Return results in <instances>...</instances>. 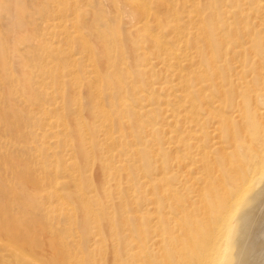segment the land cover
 Instances as JSON below:
<instances>
[{
  "label": "bare ground",
  "instance_id": "1",
  "mask_svg": "<svg viewBox=\"0 0 264 264\" xmlns=\"http://www.w3.org/2000/svg\"><path fill=\"white\" fill-rule=\"evenodd\" d=\"M108 1H112L114 5L118 4L117 0ZM196 1L118 0L129 8L131 14L129 15L136 18L133 28L129 29L132 43L128 47V52L132 59L135 58L138 61V64L134 63L131 67L122 65L123 61L115 60V52L120 50L122 43H97L92 46L89 43L87 46L88 41L85 40L86 45L83 44V50L88 60L86 63L91 66L90 71L93 74L91 77L90 74L86 75L84 80L88 88L94 92L93 99L91 98L92 104L90 103L92 105L90 112L93 114L89 115L90 117L93 115L91 120L93 119L92 123L95 124L88 123V125L92 126L90 130L94 134L91 131L90 133L94 136H89L86 128H82L79 133L80 128H78L76 130L82 139L78 137L80 143L76 142V144L80 146L79 155L82 153L84 158L86 156L85 169L91 172L88 176L89 186H94V182L99 187L100 184L102 186L97 196L90 192L89 194L85 191L79 192V198L82 200L79 204L77 203L76 208H78V217L82 215L90 217L88 235L93 245L90 251L84 248V252L79 247L82 252L80 254L78 252L79 255L75 254L76 257L70 254V256L68 254L56 256L52 253V245L50 248L52 252L47 248L49 251L43 253L46 258H43L42 264H264V0H198V3ZM152 7L155 8L154 11L152 9L150 11ZM96 16L99 18V15ZM148 23L156 30L155 35L147 32ZM73 24L75 23L73 22L71 26ZM44 28L45 31L47 27ZM61 28L63 29V26ZM238 34L243 36L241 41L237 40ZM10 51L15 53L16 49L13 45ZM122 53L124 54V51ZM230 53L236 54L238 58H232ZM124 63L127 64V62ZM55 64L58 63L55 62ZM154 64L159 66L154 68ZM100 69L103 70L102 77L109 98L106 104L107 109L103 100L102 103L98 100V93L101 91L98 92L96 83L98 84L101 77L98 74ZM59 85L56 86L59 88ZM74 86L77 87V84L75 83ZM113 87H115L114 91H111ZM31 91L29 89L30 93L33 92ZM10 93L13 94V91ZM74 95L77 94L74 93ZM25 99L27 101L28 98ZM75 99L77 98L74 97ZM50 100L53 101L51 98ZM26 101L24 100V104ZM60 103L62 102H59V105ZM41 106L44 107L43 104ZM39 109H36L37 113ZM53 111L55 113V107ZM53 111L51 110L50 113ZM76 117L77 115L74 117L75 120ZM56 120L58 121L57 123L55 121L56 124L62 123L61 125L67 128L66 120ZM46 121H43V124ZM83 121L87 120L83 119ZM73 124L75 126L74 121ZM112 126L117 128V130L113 129L116 131L115 134L109 130ZM61 139L60 137V141ZM111 146L118 147L119 150L115 148L117 151L113 152L115 149ZM51 152L56 154L55 151ZM65 153L67 152L63 154ZM29 170H31L30 167ZM57 174L54 172L55 176ZM43 176L45 178V175ZM74 176L76 175L71 177ZM26 178L29 179V177ZM35 180L37 182V179ZM34 182H31L30 190L41 181ZM54 183L51 190L56 200L58 199L56 197L58 194L55 193L56 185L58 187L65 182L57 180ZM77 184L80 187L79 182ZM73 186L75 184L69 189H73ZM45 192L49 193L50 190ZM44 195L42 193V196ZM123 196L126 197L125 200ZM126 200L131 205L130 211H128L129 207L126 208L127 210L123 207V201ZM50 202L46 205L47 209L51 208ZM113 204L120 209L121 229L129 233H132L130 230L134 231V235L129 234L125 238L123 232L121 233L120 236L123 235L122 238H124L122 242L124 246L122 245L121 250L117 249L115 220L111 214L113 210L111 212L108 210ZM57 211L59 213V210ZM68 211L69 206L65 211L67 215L70 213ZM88 216L86 217L89 218ZM129 219L133 221V224L129 222L132 224V229L128 223ZM75 220L73 221L77 222ZM100 220L102 226L99 224ZM5 221L1 223L5 224ZM24 228L21 230L16 225V228L14 226L9 230L1 228L2 231H0L6 234H19L26 230V227ZM8 234L6 236H9ZM105 236H108L107 250ZM9 239L10 236L6 238V240ZM17 239L20 238L17 237ZM27 242L30 243L27 239L22 241L23 246ZM19 244L21 246V243ZM50 244L52 242L48 246ZM30 246L31 244L28 247ZM17 247L15 246L14 249ZM40 247L42 246H39L37 250L43 249ZM21 248L19 250H22ZM10 253L6 254L10 255ZM6 254L4 253V256ZM12 254L15 258L26 260L27 264L36 263L35 257L26 254L24 250L21 253L18 251ZM36 254L39 256V253ZM61 259L66 260L63 263ZM21 261L23 263V260Z\"/></svg>",
  "mask_w": 264,
  "mask_h": 264
},
{
  "label": "rangeland",
  "instance_id": "2",
  "mask_svg": "<svg viewBox=\"0 0 264 264\" xmlns=\"http://www.w3.org/2000/svg\"><path fill=\"white\" fill-rule=\"evenodd\" d=\"M116 2L118 3L117 5H114V3H112V1L109 2L108 0H57V1L56 0H52V1L51 0H0V163H1L0 164V166H1V168H0V187H1L0 188V197L2 198V199L0 198V230L2 231L3 227L5 225H8V224H9L8 226H5V228L8 230L12 229L13 226H14V228H16V225L21 230L25 229L24 227H26V230L23 231L22 233H19V234L14 233L15 234L14 235L13 233H9V234L7 233L10 236V239H11V240L9 239L10 241L6 240V238L8 239L9 236H6L7 235L6 233H3L0 231V249H1L0 250V256H1L0 257V264H27L26 260L21 259V260H23V263H22V261L20 259L15 258V256H13V254H12L13 252L17 253L18 251H19V253H21L22 250H24V252H26V254H28L29 252H32V253L34 252L33 254L29 253L28 255H32L33 257H35V259H36L35 264H42L41 262H43V258H46L43 255V253L44 252L47 253L51 249L53 250V252H52V250L50 252L54 253L56 256H57V254H59V256L65 255V254H68V255L70 254L71 256L76 257L75 254H77L78 252L80 254L82 251L84 252L85 249L90 251L92 248V245H93L92 242L93 241L89 240V239H91V237H90V235H88L89 234L88 229H90V217L88 215H86V216H88L89 218H87L85 215L78 217V210H77L78 208H76V207H78V204L82 200L81 198H79V192L85 191V192H88V194L90 192V194L93 193V195L96 194L95 196H97L99 189L102 186L100 184V187H99V185H97L95 182H94V186H91V185L89 186L88 176L91 175V172L87 171V169H85V166H87L86 156L84 158V155H81L82 153L80 154L81 156L79 155L78 150H79L80 146L77 145L80 143L79 138L82 139L81 137H79L80 134H78V132L81 133L82 128H86V130L89 132L88 135L89 136L92 135L91 137H93L94 133L90 130V128H92L91 125L95 124V123L94 124L92 123L93 119L91 120V118H93V115L90 117V115L93 114L90 111H92V105L91 104H92L94 92H93V90L91 91L88 88V86L85 84V80H84V77L86 75L88 76L90 74L89 76L91 77L93 73L90 71V70H92L91 66H89V64H87L88 60L86 59L85 51L83 50V44L86 45L85 40L88 41V42L86 41L87 46L89 43H90L89 45H91V46L95 45L97 43H120V44L122 43L120 50L116 51L115 52L116 54L114 53L116 56L115 60L123 61L122 65H125L128 67H131L134 63L138 64V61L135 58L132 59L129 52H128V47L132 43L130 35H129V29L133 28V24L135 23L136 18L130 16L131 14H130L129 8L126 5H124L123 3L122 4L119 3L118 0ZM196 2L198 3V0ZM58 5H60V6H58ZM73 8H75L76 11H75V9L73 10ZM151 9H152V11L155 10L154 7L150 8V11H151ZM87 10L90 12L87 13L88 12ZM110 10L112 12H110ZM54 11H55V13H54ZM111 13L113 14V16ZM87 15H89V16H87ZM96 15H99V18ZM117 19L119 20V23H118ZM50 20H51V22H50ZM124 20H125V22H124ZM48 21L50 23H48ZM73 22L75 24H73L71 26V24ZM89 23H90V25H89ZM60 24L61 25L64 24L65 27H64V25H62L63 26V29H62L61 28L62 26ZM76 24H78L79 26L77 27ZM87 24H88V26H87ZM98 24H100V25H98ZM148 24L146 25L147 32H149L152 35H155L157 33L156 30L154 29V27L150 23H148ZM44 27H47L48 30L46 28V30L44 31V29H45ZM79 28L81 29V31ZM51 29H53V30L51 31ZM78 32L80 34H78ZM93 32H94V34H93ZM110 32L113 36L110 34ZM117 32H118V34H117ZM68 33H70V35H68ZM84 33H86V34H84ZM107 34H109V35H107ZM108 36L111 37V38L109 37L110 42L108 41ZM120 36H121V39H120ZM113 38H116L117 41H116V39L112 40ZM9 39H10V41H9ZM164 39H167V38L164 37ZM242 39H243V36L238 34L237 40L241 41ZM82 42H84V43H82ZM68 43H69V45H68ZM51 44H53L55 46L53 47V45H51ZM66 44H67V48H66ZM11 45H13L16 49V51L14 53L15 55L10 51ZM42 48H43V50H42ZM123 51H124V54L122 53ZM75 53H77V54H75ZM70 54H71V57H70ZM229 55L234 59L238 58V56L236 54L230 53ZM7 56H8V58H7ZM19 57H20V59H19ZM12 58L13 59L18 58V59L13 60ZM21 58H22V60H21ZM73 61H74V63H73ZM55 62L58 64H55ZM124 62H127L128 65ZM22 63L23 64L25 63V65L22 66L21 65ZM49 64H51V65H49ZM61 64H62V66H61ZM55 65H56V69H55ZM155 65H156V67H155ZM158 66H159L158 64H154L153 67L157 68ZM53 69H54V71H53ZM20 70L21 71L23 70V72H20ZM72 70H74V71L72 72ZM26 72H27V74H26ZM58 72H59V74L57 75ZM10 73H12V75ZM17 73H19V74H17ZM102 73H103V70L100 69L98 71L99 76L102 77ZM49 74H51V76H48ZM76 75L79 77H77ZM21 77H23V79ZM101 77L99 80L100 83L99 82H98V84L96 83V88L99 89L98 92L101 91L100 93H98V98H99L98 100L101 103L103 100V102H104L103 104L106 106L109 98H108L107 91H106V86H105L106 84L104 82L103 77L102 78ZM81 79H82V81H81ZM22 80H23V83H22ZM59 80H60V82H59ZM77 81L79 84L77 83ZM14 82L15 83L17 82V83L15 84ZM80 82H81V84H80ZM75 83L77 84V87L74 86ZM23 84L25 86H23ZM11 85L14 88H12ZM56 85L57 86L59 85V88ZM18 86H20V87H18ZM114 88L115 87H113L111 89V91H114L113 90ZM29 89H30V91L33 89L32 90L33 92L31 91L32 93H30ZM41 90H43V91H41ZM12 91H13V94L10 93ZM49 91L51 93H49ZM45 93H46V95H45ZM74 93H76L77 95H74ZM86 93L88 94V96ZM30 94H31V96H30ZM5 95L7 96V98ZM14 97H15V99H14ZM54 97L55 98L57 97V98L55 99ZM74 97L77 98V99H75L77 102L74 100ZM25 98H28L27 101ZM50 98L53 101H51ZM89 99H90V101H89ZM24 100L26 101L25 104H24ZM37 100H38V102H37ZM59 102H62V103H60V105H59ZM38 103H39V105H38ZM41 103L43 104L44 107L41 106L42 105ZM55 103H57V105ZM26 104H28V105H26ZM72 104L75 106H73ZM34 105H36L38 108ZM26 106L28 109L26 108ZM40 106H41L40 109L44 110V112L39 109ZM54 107H55V113L53 111ZM62 107H63V109H62ZM80 107H81V109H80ZM49 108H50V110H49ZM78 108H79V110H78ZM107 108L108 107L106 106V109ZM36 109H39L38 113H37ZM47 109L49 111H47ZM88 109H89V112H87ZM51 110L53 112L50 113ZM85 110H87V111H85ZM79 111H80V114H78ZM74 113H75V115H74ZM2 114H6V115L4 116ZM53 114L54 115L56 114L55 116H57V117H55ZM49 115H50V117H49ZM59 115H61V117H59ZM76 115H77L76 118L79 119V121L77 119L75 120L74 117ZM78 115H79V118H78ZM83 115H84V118H83ZM36 118H38V119H36ZM43 118H45V120ZM54 118H56L58 120H63V121L66 120L67 125L65 124V126H67V128L65 129L64 126L61 125L62 123L56 124L58 121ZM83 119L87 120V121H83ZM42 120L43 121L47 120V121L44 122L45 124H43ZM80 120H81V123H80ZM4 121H6V122H4ZM39 121H41V122H39ZM55 121H56V123H55ZM73 121L75 123V126H73L74 125ZM78 122L81 125L80 127H79ZM82 122H83V124H82ZM88 123L91 125H88ZM76 124H78V125H76ZM84 124H85V126H83ZM86 124L90 127H88ZM40 125L43 127H41ZM57 125H59V127ZM57 127H58V129H57ZM74 127H75V129H74ZM59 128L61 131V132L59 131L60 133L58 132ZM78 128H80V129H78ZM76 129H78V132ZM113 129L117 130L116 126H112L109 129L113 133L116 132ZM73 130H75L77 133ZM90 131L93 134L90 133ZM12 132L14 133V135ZM26 134H28V135H26ZM53 134H54V136H53ZM60 137L62 138L61 141H60ZM24 138H25V140H24ZM35 138H36V141H35ZM27 139L28 140L30 139L31 141L30 140L27 141ZM76 139H78V140H76ZM134 139L136 141V138H134ZM54 140H57L58 142L54 141ZM65 140H67V142H65ZM76 142H77V144H76ZM52 143H54V144H52ZM66 143H68V145ZM49 144H51V145H49ZM47 145H49V147ZM52 146H54V147H52ZM52 148H53V150H52ZM54 148H56V150H54ZM63 148L65 150H63ZM111 148H113V147L111 146ZM115 148H113V149H115ZM66 149H67V151H66ZM116 149L119 150L118 147ZM116 149H115V151L113 150V152H116L117 151ZM70 150L74 154L71 153ZM51 151H55L57 155ZM64 152H67L68 154L67 153L63 154ZM52 154H53V156H52ZM54 156H56L55 157L56 159L53 158ZM75 157H76V159H75ZM23 158H25V159H23ZM48 159H50V160L48 161ZM52 159H54V160L52 161ZM74 160H76V161L74 162ZM47 161H48V163H47ZM70 161L73 163H71ZM83 161L86 165L83 163ZM62 162L64 163L63 165H62ZM68 162L70 164H68ZM2 163H4V165ZM9 163H10V165H9ZM50 163H52L53 165H51ZM74 164L79 165V166L76 167ZM83 164H84V166H83ZM73 165H74L73 169L75 168L74 170L72 169ZM50 166H52V167H50ZM29 167L31 170H29ZM65 168L67 170L69 169L70 172L67 171ZM83 168H84V170H83ZM5 169H6V171H5ZM45 169H47V170H45ZM12 171H14V173H11ZM129 171L131 172V170H129ZM15 172H17V174H15ZM33 172H35V173H33ZM37 172H39V173L37 174ZM47 172H49L48 173L49 175L47 174ZM54 172H55V174L58 173L57 176L54 175ZM61 172H63V173H61ZM24 173L26 174V177H29V179H27L25 177ZM40 173H42V175ZM59 173L61 174L60 176H59ZM86 173L88 175H86ZM27 174L28 175L30 174V175L27 176ZM62 174H65V175H62ZM66 174L70 178L65 177V176H67ZM15 175L18 177H16ZM43 175H45V178ZM72 175H76L77 177L74 176L76 179L74 177L72 178L71 177ZM21 176H23L25 178H23ZM33 176H34V180L32 181ZM61 176H63V177H61ZM131 176H132V179L134 180L133 175H131ZM52 177H53V179H52ZM55 177L57 179H55ZM47 178H48V180H47ZM64 178H65V180H64ZM35 179H37V182L41 181L38 184H36L37 186L38 185H40V186H38V187L36 186L37 189H35L36 187L33 188L35 191L33 189L30 190V188H32V187H30V186H32L31 182L35 181L34 183H37ZM80 179H81V181H80ZM27 180H28V182H27ZM29 180H30V182H29ZM57 180L63 181L65 183H62L60 186H58L59 188L56 185V192L55 193L58 194V196H56L58 199L55 200V198L53 197L54 195L52 193L53 191L51 189H53L52 186H54V184H55L54 181H57ZM77 180L79 182L80 187L77 184L78 183ZM18 181H21V182L25 181V182L20 183ZM86 182H88V183H86ZM133 182H134V185H136L135 180ZM70 183H71V185L75 184V186H73L74 187L73 189H69V188H72ZM42 184L44 185L43 186L44 189L41 186ZM45 184H47V186H45ZM65 185H67V186H65ZM76 186L78 188H76ZM95 186H97V187H95ZM3 187H5V189H3ZM33 187H34V185H33ZM40 187H42V188H40ZM134 187H136V186H134ZM80 188H82V189H80ZM83 188L84 189L87 188V190L86 189L84 190ZM95 188H96V190H94ZM48 189L50 190V192ZM62 189H64V190H62ZM77 189L79 190L78 192H77ZM46 190L49 193L45 192ZM72 190H75V191H72ZM4 191L6 193H4ZM3 193L5 195H3ZM42 193H43V195L45 193L46 194L44 196H42ZM32 194H34L36 196H34V195L31 196ZM38 194H39V196H38ZM62 194H64V195L66 194V196H64ZM122 195H124V191H122ZM30 196L34 200L31 199ZM50 196H52V197H50ZM3 197H4V199H3ZM89 199H91V198H89ZM123 199L125 200L126 197L124 198V196H123ZM31 200H33V201H31ZM69 200H71V201L69 202ZM49 201H51L50 202L51 208L47 209L46 205H48ZM66 201H67V203H65ZM72 202L74 205L73 207H72ZM61 203L62 204L64 203L63 204L64 206ZM91 203H92V201H91ZM52 204L55 205V207ZM68 206H69L68 212H70V213H68V215L71 214L69 217H68L67 213H65V211L68 209ZM111 206L110 207L108 206L109 207L108 210L110 212H111V210H113L111 212V214L115 220V228H116V232H117L116 236H117V240H118L117 249L121 250L124 246L122 242H123L125 236H127L129 234L134 235V231L130 230V232H132V233H129V232L121 229V225L119 226V224H120V218H119L120 217V209L118 208V206L116 204H113V206H112L115 209L112 208ZM123 207L125 209L127 207H129V209L127 208L128 211L131 210V205H130L128 200L123 201ZM57 210H59V213ZM50 212H51V214H50ZM54 212H55V214H54ZM74 213H76V215ZM117 213H118V215H117ZM73 215H74V217H73ZM49 216H51V218ZM64 216L66 218L67 217L68 218L66 219ZM53 217H55L56 219ZM70 217H72L73 219ZM3 218H4V220H3ZM75 218H76V220H75ZM85 218H86V220H85ZM68 219H69V221H68ZM80 219H82L81 222H80ZM31 220H33V221H31ZM56 220H58V221H56ZM73 220H75L77 222H74ZM3 221H5V224L1 223ZM130 221L133 224V221L130 219H129L128 223ZM72 222H74V223H72ZM75 223H76V226H75ZM101 223H102V221L100 220L99 224L102 226ZM131 223H129V224H130V227L132 229ZM81 224H82V226H81ZM33 225H35V226H33ZM30 227H33V228H30ZM67 227H69V228H67ZM85 227H87V228H85ZM66 229H68V231H66ZM68 232L70 235L68 234ZM1 233L4 234L3 237H5V238L2 237L3 234L1 235ZM121 233L124 235V238H122L123 235L120 236ZM16 234H17V236H16ZM13 235H14V238H12ZM102 235H104V234H102ZM27 236L29 238H27ZM78 236H81V237L78 238ZM17 237L20 239H17ZM107 237L108 236L104 237L106 250L108 249V244H107L108 238ZM26 239L29 240L30 243L27 242V244H25L23 246L22 241H25ZM12 241H14V242L12 243ZM50 242H52V244H50L48 246V244ZM11 243H12V245H10ZM19 243H21L22 248H21ZM30 244H31L32 248H30L31 246L28 247ZM54 244H55V246H54ZM52 245H53V247H52ZM57 245H58V247H57ZM4 246H5V248H4ZM15 246L16 247L18 246L17 247L18 249L17 248L14 249ZM33 246L36 247V249H34ZM39 246H42V247H40V249L43 248L42 249V250H44L43 252H42V250H37L39 248ZM79 247L82 251L79 249ZM86 247L89 249H87ZM19 248H21L22 250H19ZM29 248L31 249V251ZM47 248H49V250ZM4 249H6L7 252ZM32 249H34V250H32ZM10 250L12 251L11 253H10ZM35 250H36V252H35ZM75 251H77V252L74 253ZM8 252L10 253L11 257L13 256L12 257L13 259H11L10 255L6 254ZM65 252H67V253H65ZM4 253L7 256L6 255L4 256ZM36 253H39L38 254L39 256H37ZM79 254H77V255H79ZM6 257H8V258H6ZM40 258H41V260H40ZM1 259H3V260H1ZM15 259H17V261ZM18 260H20V261H18ZM65 260L61 259V261L63 263ZM14 262H16V263H14Z\"/></svg>",
  "mask_w": 264,
  "mask_h": 264
}]
</instances>
